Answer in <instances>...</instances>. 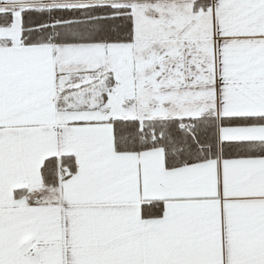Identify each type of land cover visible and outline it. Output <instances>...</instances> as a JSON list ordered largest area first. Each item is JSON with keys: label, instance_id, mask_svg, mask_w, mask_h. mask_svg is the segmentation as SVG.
Listing matches in <instances>:
<instances>
[{"label": "snow or ice", "instance_id": "1", "mask_svg": "<svg viewBox=\"0 0 264 264\" xmlns=\"http://www.w3.org/2000/svg\"><path fill=\"white\" fill-rule=\"evenodd\" d=\"M0 264H264V0H0Z\"/></svg>", "mask_w": 264, "mask_h": 264}]
</instances>
